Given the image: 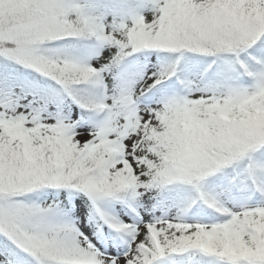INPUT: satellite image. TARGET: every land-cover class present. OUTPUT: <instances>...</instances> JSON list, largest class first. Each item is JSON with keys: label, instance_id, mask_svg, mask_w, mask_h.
Here are the masks:
<instances>
[{"label": "snow or ice", "instance_id": "snow-or-ice-1", "mask_svg": "<svg viewBox=\"0 0 264 264\" xmlns=\"http://www.w3.org/2000/svg\"><path fill=\"white\" fill-rule=\"evenodd\" d=\"M0 264H264V0H0Z\"/></svg>", "mask_w": 264, "mask_h": 264}]
</instances>
